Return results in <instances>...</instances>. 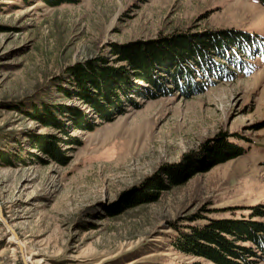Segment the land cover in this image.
<instances>
[{
  "label": "rangeland",
  "instance_id": "rangeland-1",
  "mask_svg": "<svg viewBox=\"0 0 264 264\" xmlns=\"http://www.w3.org/2000/svg\"><path fill=\"white\" fill-rule=\"evenodd\" d=\"M223 31L264 38V5L0 0V152L11 155L0 159V206L28 264H213L174 250V226L195 214L241 220L264 209V45L243 70L229 65L232 78L209 72L203 89L190 94L158 68L162 92L129 79L106 118L58 90L71 67L112 61L114 47ZM32 103L74 108L87 127L76 129L66 117L65 134L45 126L26 114ZM47 135L61 140L54 156L33 145ZM222 136L243 153L224 159L230 153L215 146ZM155 181L164 184L158 200L133 203L157 190ZM4 218L0 264H24Z\"/></svg>",
  "mask_w": 264,
  "mask_h": 264
},
{
  "label": "trees",
  "instance_id": "trees-1",
  "mask_svg": "<svg viewBox=\"0 0 264 264\" xmlns=\"http://www.w3.org/2000/svg\"><path fill=\"white\" fill-rule=\"evenodd\" d=\"M53 5L64 2L76 3L78 0H49ZM264 5V0H257ZM221 34H205L192 38H181L166 41L140 43L132 46L114 47L110 53L115 59L108 61L105 57L78 64L68 71L69 79L58 90L69 98H79L98 117L106 118L110 107L119 104L120 94L125 93L129 79L152 85L163 91L165 76L155 75L158 71L168 74V83H172L184 94L200 91L206 85L204 78L209 72L217 77L232 78L235 74L229 65L243 70L249 60L257 56L264 38L257 32L223 31ZM199 79V80H198ZM144 94L152 95V89L145 86ZM26 114L44 123L45 126L58 127L65 134L63 118L74 122L76 129L87 127L86 117L77 110L61 105H40L32 103ZM120 106H117L119 108ZM119 111V109H118ZM62 139V138H60ZM57 140L52 135L37 136L33 145L41 147L53 156L59 152ZM219 153H230L229 159L243 153L228 137L216 140ZM11 155L0 152V159H10ZM152 190L133 203H149L157 201L159 189L163 183L155 181ZM167 189V187L165 188ZM264 217V209L256 208L249 218L219 219L203 218L200 214L190 217L183 225H175L176 237L172 247L178 253L208 259L213 264H261L264 262V222L255 220ZM250 243V245L238 243ZM163 264H187L180 262Z\"/></svg>",
  "mask_w": 264,
  "mask_h": 264
},
{
  "label": "water",
  "instance_id": "water-1",
  "mask_svg": "<svg viewBox=\"0 0 264 264\" xmlns=\"http://www.w3.org/2000/svg\"><path fill=\"white\" fill-rule=\"evenodd\" d=\"M0 215L2 216V218H4L1 206H0ZM4 222L7 224L8 228L10 229L11 233L13 234V237L16 240H18V246H19V249H20L24 264H28V261H27V259L25 257L24 248H23L22 244L19 241V236H18L16 230L12 227V225L9 224V222L7 221L6 218H4Z\"/></svg>",
  "mask_w": 264,
  "mask_h": 264
},
{
  "label": "bare ground",
  "instance_id": "bare-ground-1",
  "mask_svg": "<svg viewBox=\"0 0 264 264\" xmlns=\"http://www.w3.org/2000/svg\"><path fill=\"white\" fill-rule=\"evenodd\" d=\"M12 227H14V226H12ZM23 244V243H22Z\"/></svg>",
  "mask_w": 264,
  "mask_h": 264
}]
</instances>
